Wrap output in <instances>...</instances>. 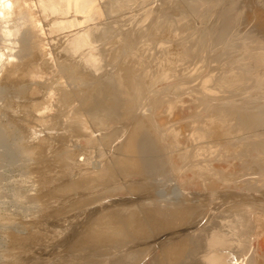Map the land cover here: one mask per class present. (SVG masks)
<instances>
[{
  "label": "rangeland",
  "instance_id": "obj_1",
  "mask_svg": "<svg viewBox=\"0 0 264 264\" xmlns=\"http://www.w3.org/2000/svg\"><path fill=\"white\" fill-rule=\"evenodd\" d=\"M247 2L248 3L244 5L245 7H241L240 8L241 10L240 9L237 10L236 13L234 11L232 12L229 11V13L232 14L233 16L230 21L233 20V22L234 21L235 22L234 24H231L230 21L227 22L231 26L224 23L223 25L225 24L228 25L227 26L228 28L225 25L224 26L225 28L223 27L222 29L223 30H225L226 28L229 29V30L227 29L226 30L230 34H228L226 31H223V32L217 31L218 33H221V35L220 34L218 35V33L215 31L216 33H214L215 34L214 35L212 32H214L213 30L214 29L216 30V28L219 26L217 24L218 23L220 24L219 22L220 17L215 13L213 14L209 11L207 12L208 9L201 8L203 10L200 11V7H198L199 9L197 8V10L196 9L193 10L194 9L193 8L191 11H194V13H196L195 17H193L194 16L193 12H192L193 15L190 13L191 11H189L190 18H188L189 16L186 17L188 18L186 22L189 27L187 26V29L184 28L183 31L180 32L181 34L180 33L178 34L177 32L175 33V35H173V38L180 36L181 39L182 38H184V40L186 39L185 41H183L182 39L183 45H182V41L179 40L180 37L177 38L178 40L175 42L176 39L173 40L172 36L167 35L169 33H167L166 35H162V34L159 35L160 33L157 32V34H155L154 36V33L156 31L153 32L151 30L148 33V35H150L152 32V35L154 36V38L155 39L158 38V39L155 40L154 38L152 39L151 37H149L148 39V36L141 37V38L139 37L138 43L136 45H134L133 47H128V45L127 46L124 45L123 44L124 42H122V40L120 39L121 35L119 33H123L122 30H120L119 28L113 31V33L114 32L116 33L117 31H119L117 32V35L119 34L118 37L116 34H113V36L116 35V37H112L113 39L110 37L109 40L105 41L100 47L102 62L106 66L105 72L106 73L110 72L115 78H118V76L121 75V69H122V75H125L123 74L125 73V71L123 70V68L126 69L125 67H130V68L133 67V70L134 69L136 70V68L141 69L142 67H144L143 69L145 73L142 77V81L139 83L140 85H138L139 86L138 88L141 90V94L139 93L140 97L138 96V94L136 95L137 102L135 99L136 97H134V94L130 95V97L134 99L133 102L135 101L134 103L132 102V104H134L132 108L133 111H131V109H126V111L124 108L121 109L120 112H118L119 115H117V118L114 119L115 121L113 120L112 122L113 127L116 126L119 128L121 127L123 128L125 126L127 127V129H126V132L123 133V137L119 140L120 142L117 140L116 142H114V144H111V145H107V144L105 145V142L103 141L104 137L103 139H101L102 138L101 133L103 132V134H105L104 132L107 130H104V131L102 130V132H100L99 130H96L94 126H92L93 121L89 120V117L86 120L87 112L89 110L87 112L85 111L87 110L86 108L88 107L89 101L91 100V98H93L91 96L93 95V91L96 90L99 80L96 81V79H93L92 78L93 76H91L88 71L86 72L82 71L80 67L72 70V67H70V65H72L71 64L72 63L71 58H73L72 55H68L66 52L62 55L59 54L60 48H58V43L56 41L57 35L55 33L54 34L51 33V35L48 34L47 28L45 29L46 27L45 21L43 22L41 21L38 24L37 20L34 19L35 22L40 26V27H37L36 24H34L35 22H33L34 25L32 24V21H34L33 18H31L32 15L31 17H29L28 15L26 16L24 13L20 14V12L15 11L12 8L8 12L9 15L7 14V15H4L3 17L0 15V264H57V263L58 264H79V263L80 264L82 263L83 264H93V259L102 260L104 256H107L106 259H109V258L114 259V256L117 257L118 254L121 255L119 251L123 252V253L121 252L122 255L127 253V255L131 257L130 255L132 253L140 252V250L143 247L142 244L145 245L143 241L144 239H140L138 238L137 235H133V234L128 235L126 237L124 236V238H121V237L118 238L116 237L118 235L113 234L112 232H111L112 237H111L110 232H108V234H106V237L108 238L104 240H101L103 239L102 237H99L96 239V237L93 236L94 229H97L98 231H104V232L108 230L113 231V229H111L110 227L111 223L107 225H103L105 222L104 215H106L107 212L108 214L116 213L118 212L117 210L120 211L123 209L124 211H127L128 213L132 212L135 215V214H138L140 209L143 207V206H140V204L144 203V201L142 200L146 201L147 199L149 200L151 199V201L154 200L153 202H156L158 200L157 202L158 204L156 203L157 205H159V202L161 204L164 201V199H165L164 201L165 204L163 205H166V203H169L173 201L174 199H176L173 201V203L178 206V207L176 206L177 208L175 207L176 209H180L181 204L182 206L185 205V207L189 206L188 201L190 202L193 201V203L198 201L199 198L196 197V194H195L196 192L194 193L189 192L187 194L184 191V189L181 188V186L176 184L177 182L172 178V174H165V175L159 174L153 177L154 179L150 177L152 179L150 182L148 179L143 181V179L136 178L138 180L137 181L138 184H137V183H134L135 177L134 178L124 177L123 178V176H120V174L117 172L118 175L116 177L113 176L111 180V182L113 180L114 182H112L111 184L105 185V187L102 184L101 185L98 184L100 187L98 186L97 188L96 186L95 188L97 189H95L96 190L95 191L93 189L92 179L93 177L95 178L96 176H94L93 172H97L95 169H98V170H100L101 168L103 169V167L106 164L108 163L110 164V161H113L112 157L115 154V149L117 148L119 143L121 145L122 143L126 141V139L130 136V134L136 128L135 125L137 124L139 125V121L144 125L147 123V121L149 122L148 124H150V128L146 127L148 125L146 124L145 126L146 134H144V136L148 138L150 136V139H151L152 136L154 137V134H155V132L153 131L156 130L155 128H157L156 126H158L156 125V123L160 124L159 122L164 121L165 117H167L168 115L170 116L175 115L176 117L181 116V115L179 116L177 115L179 110L169 109V106L174 101L173 99L176 98L181 103H187V104H184V106H179V107H181L180 109L182 110L186 108L185 109L186 112H188L187 110L191 109L190 110L191 112L190 111L188 112L190 115L194 114V112H197L198 109H201L202 107H204L205 106L204 104H207L206 109H209L208 111H210V107L212 106L211 107L212 109L210 111L211 113V112H215L216 110H218L217 109L219 108L218 106H221L223 104L222 103L221 105L215 106L218 100L220 98L227 97V94H229V92L227 91L230 88H226V86L228 87L230 86V84L226 86L222 85L219 88V84H220L219 81H220L221 75L225 76L229 73L231 69L233 70L237 69L236 71L240 70L239 72L241 74H245L243 78L241 76L242 79L246 77V79L249 78L251 80V81L250 80L248 81L247 79L248 81L247 82L244 79L245 88H246V85L249 86L248 84H250L251 87L254 82L256 84L258 80L254 78L256 74H253V73L262 72L261 74H264V70H263L264 62L262 63V60L264 59L263 58L264 57V0H247ZM198 10L200 11L199 14L202 13V11L205 14L203 13V15L202 14L199 15ZM197 14L202 19L197 17L196 16ZM201 15L202 16L206 15V16L201 17ZM212 15H214L216 18L215 17L213 18ZM198 19H200L201 21ZM202 20L204 21L202 22ZM214 22H215V26L213 25ZM230 27L232 30L230 29ZM175 28L176 26L173 27L172 30ZM206 29H208V31ZM230 30L232 32H230ZM250 31H252L251 32L252 36L249 37ZM183 32H184V35L181 36ZM189 33L191 35H189ZM234 34H235V37L237 35L238 36L232 39L231 37L234 36ZM247 34H248V37H247ZM253 34L255 36V40L253 39L254 38ZM185 35H186V38L184 37ZM199 35L200 36L203 35L205 36V38L203 36L199 37ZM213 35L215 36V38L217 37L216 40L218 42L220 40L221 42L225 41L226 38L228 39L229 37H230L229 39H232L233 41L231 40L232 42H229L228 46L226 44V46L223 47L222 45H218L219 43L218 44L216 43V40L214 39ZM243 35L247 39L243 38ZM221 36L223 38L226 36L227 37L222 40ZM192 37L196 43L192 40ZM238 37L239 38L242 37L241 39L243 40L239 39ZM261 38L263 39V41L261 40ZM236 39L237 41L239 39L238 41L239 43L237 44H235L237 42L235 41ZM112 40L114 42H117L116 45L113 44L114 42L111 44ZM149 40L150 41L153 40V41L150 42ZM198 40L200 41V43ZM251 40L253 41L249 43V41ZM190 41H193L194 48L191 47L192 45L190 46L191 48L188 46ZM177 42L179 44L181 42L180 44L181 46ZM184 43L186 44L184 45ZM246 43L249 45H247ZM174 44L179 45L178 47H180V51H183V53H186L187 50H189L190 52L193 50V52L191 53L187 52V53H190L188 56L189 59L188 57H185L182 60V58L177 57L176 55L177 53L175 49L176 46ZM217 46H219V48H217ZM223 48L225 49V51ZM43 49H44V52H41ZM218 49L220 50L218 51ZM228 49H231V51L235 54V57H237V59L239 60L241 59L240 61H242V56H243L242 54L245 53L244 55H247V53H250L248 54L249 59L245 61L247 62L246 65H245V62L243 63L245 68L240 67L242 70L243 69L246 70L244 71V73L243 71H241V69H238V66L236 65L231 66V68H229L230 65H233V64H232V61L229 62V59L231 60V58L227 59V56L230 57L232 56L233 53H231V51ZM84 51H85V48H84ZM84 51L81 50L80 54L79 55L76 54L75 57L78 56L77 58H79V56L83 53H84L83 56H85L86 52ZM229 51L231 55L229 54ZM236 51L237 52L239 51V52L237 53ZM240 51H245V52L240 53ZM214 52L217 53L218 55L215 54ZM219 52L221 53V56H219L220 55ZM239 53L241 55L240 56L241 58L240 57L238 58ZM260 53L263 55H261ZM56 54L58 55V57L56 56ZM193 54L195 56H193ZM225 54L226 56H224ZM83 56L81 55V58ZM213 56H215V58ZM256 56L257 57L262 56V57H259L258 60L256 59L257 61H255V58H257ZM42 57L43 58L45 57L49 60L44 59L45 60L44 61ZM224 57H226V59ZM63 58L65 59L68 58L69 60L67 59L66 61H64ZM260 58H263V59H260ZM134 59H136L135 60L136 62L133 61ZM137 59H140V60H137ZM259 59L261 60V62L259 61ZM227 60L230 63V65L228 64V62H226ZM140 61L141 63H139ZM258 61L262 63L263 66L260 63H258ZM134 62L137 65L138 64L142 65V63H144L143 64L144 66L140 65L139 67H137V65ZM222 62L223 63L226 62L228 64L227 65L224 63V65L228 68L227 70L229 71L225 70L226 67L219 68L221 66H224V65H220L222 64ZM247 65L250 67L249 69L252 71H248V69H246L248 67ZM214 67L216 68L217 73L216 71L215 73L217 75L211 72V71L214 72L215 70ZM31 68H32V71L39 73V77L32 78L31 75L26 74V72L28 73V70H30ZM205 68L206 69L211 68V69L205 71ZM219 70L220 71L222 70L223 74H222V71L218 73ZM233 70H231V72ZM201 71H205V72L210 71L208 72V75L210 77H212L214 74L216 78L212 77L214 78L212 79L208 76V78L212 79L211 82L210 80L208 81L210 84L213 83L215 88L214 87L212 88V84L211 85L208 84L207 86L209 88L210 87L212 88V89H209L207 88L205 84H203L204 81L203 83H201L202 82L200 81ZM246 72L248 74L250 73V75H248ZM210 73L212 74V76L210 75ZM247 76H250V77L254 76V77L250 78ZM242 79L239 80L240 84L243 81ZM252 80H255V81H252ZM236 81H235L236 83L239 82L238 80ZM136 83H137V80L135 81L134 84L136 85ZM260 83L259 84L257 83L256 85L257 86L261 85L260 86L261 88L260 87L255 88L257 86L254 84L255 86L253 85V87L252 88L249 87V89L251 88L254 90L255 88L257 90L259 89V91L261 89L260 92L263 93L264 83L263 84L262 83L260 84ZM202 85H204L206 89ZM232 85L233 84H231V86ZM224 86L226 89L223 88ZM216 87L218 89H216ZM221 87L223 89V92L220 91ZM136 89L137 87L134 90ZM35 90H36V93H35ZM136 91H138V89ZM229 91H231V89ZM193 92L197 93V96H195L194 95L195 93L193 94ZM51 93H58V95L53 96L51 99L53 102L51 103V106H50L51 109H48V111L43 114H41L42 113L40 112L41 110L33 109L34 105H36L37 103L41 104L47 101L50 95L52 96ZM230 93L235 94V91H232ZM256 93H259V92L256 91ZM45 95L47 97H45ZM259 96L256 95L254 98L256 99V97L258 98ZM169 97L172 100L168 99ZM122 98L124 99V101H127L129 98V95L125 93L122 96ZM190 98H193L194 100L198 98L203 99V100L201 101L202 102L201 104L199 103L200 101H198V104H196L197 102L195 101L196 107L192 106L193 108L195 107L194 109H192L191 107H189L190 103H188L187 101ZM150 101L152 102L150 103ZM157 101H160V103H157ZM259 101L263 102L262 99L261 100L259 99ZM71 105H72V108L74 107L73 109L71 108ZM187 105L189 108L185 107ZM209 105L210 107L208 108ZM36 106H38V104ZM221 107H220L221 109L219 110L224 109V106H221ZM214 108L216 109L215 111H214ZM69 109L70 110L75 109L76 111L83 114L82 117H84L85 124H86L84 125V127L86 126L87 130L89 131H87L85 128L78 126L84 129V130H79L80 128L78 129L74 122H68V121L66 122L64 118L66 117L67 111H69ZM225 109L228 110L227 112H229V110L232 111V109L228 107ZM130 114H131V118H130ZM134 114L136 116H134ZM141 120L144 122H142ZM244 120L247 121L246 118H243L242 119L243 123H244ZM190 124L193 125L192 122ZM242 125L244 124H241V126ZM240 129L242 130V128ZM85 130L87 132L83 133V131L85 132ZM259 131L260 133L263 132L261 127H259L258 131L256 132L260 134ZM160 132L163 133L166 139H172L176 143L181 138V135L174 134L173 130L169 127L160 129ZM118 133L120 134V130ZM85 134L86 135L88 134V135L86 136ZM240 137L241 136H239L238 138ZM84 142L86 145L83 144ZM207 143L214 144L215 142H212V143L207 142ZM207 143L206 145H208ZM223 143H225L226 146L229 144V143L227 144V142H222V145H224ZM160 144L161 145L157 144V146H155L154 148V149H159L157 151L155 150V152L162 150V152L156 153V156H157L156 158L157 160H159L158 158L164 157L163 160H161L160 158L161 161H164L166 158L165 156L166 154L163 153L165 151H163L162 143ZM120 145L118 147H120ZM155 145H156V142H155ZM204 145L202 144V146ZM178 147L176 148L172 147L173 149L175 148V150H173L172 148L169 150V151H174L172 152L173 154L171 153L172 155H177L179 153L184 152L183 151L184 149L179 150ZM223 147L219 145L218 154H223L224 156H226L228 152H226L224 150L226 148L224 147L223 149ZM176 149L178 150L179 153L176 152L177 151ZM159 155H164V156L159 157ZM143 173L146 176L148 175L145 171ZM127 179L129 180L132 179V180L129 181ZM145 181L149 183L146 184ZM83 182L84 184H82ZM87 182L89 183L92 182V183L91 185L89 184L87 186ZM129 183L130 184L134 183L133 187ZM139 183H142V185L140 186ZM151 183L155 186L151 185ZM117 184L119 185V187L121 185V190L119 189V187H117L118 186ZM138 185L140 186V188L142 186H144L142 187L144 189L147 187L149 188V189L147 188L148 189L147 191L142 189L143 192L146 191V194L144 193L142 195L140 192L135 193V191L138 190L136 188L138 187ZM176 185L179 187L176 188L177 187ZM106 188L108 189L106 190ZM179 188H181L182 190ZM98 189L102 190L103 193L100 191V194H99ZM116 190L118 191L116 192ZM150 190H151V193L149 192ZM105 192H107V196H104ZM110 193L113 194L112 197H110L111 196ZM97 194L102 195V198H100L99 200L96 199L97 201L94 202V197H96ZM120 194H123V195H120ZM147 194L148 195L150 194L152 197L151 196L149 197ZM215 194L216 192H212V193L210 192L209 194L206 193L205 196L203 197L201 193L200 199L201 200L205 199L203 201H205V203L208 202L211 205L212 203L215 205H219V203H217L218 200L216 198L219 194H216L217 196H215ZM139 195L142 197H140ZM144 195L146 196L144 197ZM212 195L215 198H213ZM197 196H198V193H197ZM229 196L230 195H228L225 198H228ZM208 198H210V201ZM194 199H197V200H194ZM178 201H179L178 203L179 205L177 204ZM163 205L161 204V207ZM212 213L213 211L211 212L210 215H212ZM113 216L116 217L117 214ZM135 216L137 217V215ZM139 216L140 214L138 215V217ZM113 219L112 221L114 222ZM129 227L130 229L131 227L134 228L133 223ZM195 230L196 229L193 228V230L190 229L188 232L191 231L190 233L192 234ZM188 232L186 233L179 232L177 233V236H181V235L186 236L188 235L187 234ZM166 238L165 237L162 238L165 240L157 239L155 244L159 245L161 243L160 240H162L164 244L167 243L168 241H166ZM154 251L159 252V248H156ZM75 261L76 263H73ZM103 261L104 259L102 260V263ZM130 262L131 264L138 263V261H134V262L130 261Z\"/></svg>",
  "mask_w": 264,
  "mask_h": 264
},
{
  "label": "bare ground",
  "instance_id": "obj_2",
  "mask_svg": "<svg viewBox=\"0 0 264 264\" xmlns=\"http://www.w3.org/2000/svg\"><path fill=\"white\" fill-rule=\"evenodd\" d=\"M246 3H248L247 0L246 1L245 0H0V15L2 17L4 15H7L9 10H11V8H12L15 11L20 12V14L24 13L26 16L28 15L29 17H31V15H32L31 18H33V20L34 19L37 20L38 24L41 21L42 22L45 21V23H46L45 29L47 28L48 34L51 35V33L52 34L55 33L57 35L56 41L58 43V48H60L59 54L62 55L66 52L68 55H72L73 58H71V62H72L71 64L73 66L70 65V67H72V70L80 67V69L82 71H85V72L88 71L90 73V75L93 76L92 77L93 79H96V81L99 80V83L96 87V90L93 91V95L91 96L93 98H91V100L89 101L88 107L86 108L87 110L85 112H87L88 110L89 111L87 112V116H86V114H85V116H86V120L89 117V120L93 121L92 126H94L96 128V130H99L100 132H102V130L103 131L107 130L104 132L105 134H103V132L101 133L102 134L101 139H103V137H104L103 141L105 142V145L106 144L111 145V144H114V142H116L117 140L119 141L123 137V133L126 132V129H127V127H125V126L123 128L122 127L119 128L116 126L113 127L112 122L115 118H117V115H119L118 112H120L121 109L124 108L125 111H126V109H131V111H133L132 108H133L134 104H132V102L134 99L132 97H130V95L134 94V97H136V95L138 94V96L140 97L139 93L141 94V90L138 88L139 87L138 85H140L139 83L142 81V77L145 73L144 69H143L144 67H142L141 69L136 68V70L135 69L133 70V67L132 68L125 67L126 69H124L122 67L123 70L125 71V73H123V74H125V75H122V69H121V75H119L118 78H115L110 72H107V73L105 72L106 66L102 62V56H101V51H100L101 48L100 47L105 41L109 40L110 37L111 38L116 37L117 32H119V31H117L116 33L115 32L113 33V31H115L116 29H119V28H120V30H122L123 33H119L121 35L120 39L122 40V42H124L123 44L126 46L128 45V47H133L134 45H136L138 43L139 37L141 38V37H147L148 36V39H149V37H151L153 39L155 34H157V32L160 33L159 35H161V34L166 35L167 33H169L167 35L172 36V38H173V35H175V33L178 32V34H179L181 31H183L184 28L187 29L188 24L186 21L188 18H190L189 14L190 13L192 14V12L194 13V11H191V10L193 8H194L193 10H195V9L197 10V8L200 7V11L203 9H208L207 12L209 11L213 14L215 13L220 17L219 18L220 24L219 23L217 24L219 26L216 28V30L215 29L213 30L214 31V32H212L213 34L216 33L217 31H222V32L226 31L227 32V30H229V29H227L228 28L227 26L229 25V23H227V22H229L231 20V18L233 17L232 14L229 13V11H231V12L234 11L236 13V11L239 10L241 7H245L244 5H246ZM201 8H203V9H201ZM189 11H191V12L189 13ZM200 11L198 10V14ZM203 13L204 12L202 11V13H200V14L203 15ZM195 14L196 13H194L193 17H195ZM198 14L196 15L197 17H199V15H200V14L199 15ZM238 14H239V12H238ZM202 15H201V17L206 16V15H204V16H202ZM233 15H235V14H233ZM236 16H237V14H236ZM186 17H188V18H186ZM197 17H196V19H197ZM212 17L214 18L215 16L212 15ZM200 19H202V18H200ZM200 19H198V20H200ZM35 20L32 21V24H33V22H35ZM26 21H27V19H26ZM203 21L204 20H202V22ZM197 22H199V21H197ZM230 22H231V24H234L235 21L233 22V20H232ZM37 23L35 22L34 24H36L37 27H40ZM224 23L228 24V25L225 24L227 27L226 28L227 30L222 29L225 26V25H223ZM20 25H21V23H20ZM213 25L215 26V22ZM175 26H176V28L172 30V28ZM229 26H231V25H229ZM257 27H256V29H257ZM34 29H35V27H34ZM230 29H231V27H230ZM151 30L153 32L156 31L154 33V36L152 35V32L150 35H148V33ZM206 30L208 31V29H206ZM231 30H230V32H232ZM39 32H41V31H39ZM226 32H224V33H226ZM251 32L252 31L249 32V37L252 36ZM170 33H172V34H170ZM224 33H223V35H224ZM113 34H116V35L113 36ZM219 34L221 35V33H218V35ZM228 34H230V33H228ZM236 34H238V33H236ZM258 34H259V32H258ZM118 35H117V37H118ZM159 35H157V36H159ZM183 35H184V32L182 33L181 36H183ZM186 35H187V33H186ZM186 35L184 36L185 38H186ZM189 35H191V34L189 33ZM201 36H203V35H201ZM201 36L199 35V37H201ZM253 36H254V34H253ZM179 37L178 36L176 38L174 37L173 40L176 39L175 40V42H176L178 40L177 38H179ZM187 37H188V35H187ZM203 37L205 38V36H203ZM226 37H224V38L222 37V40L225 39ZM234 37H235V34L231 38L233 39ZM247 37H248V34H247ZM216 38L214 36L215 40H216ZM229 38L228 39L226 38V40L222 41V42H221V40L219 42L216 40V43L217 44L219 43L218 45H222L223 47L226 46V44L228 46V43L233 41L232 39H229ZM241 38H239V39H241ZM243 38H245L244 35H243ZM156 39H158V38H156ZM182 39H183V41L186 40V39L184 40V38H182ZM182 39L180 37L179 40L182 41ZM218 39H220V38H218ZM239 39H238V41H239ZM245 39H247V38H245ZM253 39L255 40V36ZM192 40H193V37H192ZM241 40H243V39H241ZM248 40H249V38H248ZM261 40L263 41L262 38H261ZM151 41H153V40H151ZM183 41H182V45H183ZM193 41L195 42V40H193ZM193 41H190L189 45H188V43H187V45L189 47L192 45L191 47H193V45H194ZM235 41H237V39ZM238 41L235 44L239 43ZM252 41L253 40L249 41V43ZM113 42L114 41L112 40L111 44ZM255 42H253V43H255ZM261 42H259V43H261ZM116 43L117 42H114L113 44L116 45ZM199 43H200V41H199ZM180 44H181V42H180ZM185 44L186 43H184V45ZM179 45H177V44L175 45L176 46L175 49H176V53H177L176 55H177V57L182 58V60L185 57H188L191 52H193V50L191 52L189 50L186 51V49H187L186 48L185 49L186 53H183V51H180V47H178ZM247 45H249V44H247ZM56 46H57V44H56ZM188 46H186V47H188ZM203 46H205V45H203ZM38 47H40V46H38ZM84 48H85V51H84ZM217 48H219V46H217ZM259 48H260V46H259ZM220 49H218V51ZM81 50L86 52L85 56H83V54H84L83 53V54H81L83 56L82 58H81V55L79 56V58H77L78 56L75 57L76 54L77 55L80 54ZM123 50H125V49H123ZM228 50L231 51V49H228ZM232 50H233V48H232ZM224 51H225V49H224ZM230 51H229V54H230ZM41 52H44V49ZM187 52H190V53H187ZM241 52L244 53L245 51H240V53ZM231 53H233V52L231 51ZM240 53H239V56L236 55V56H238V58L241 56ZM57 54H56V56L58 57ZM215 54H217V53H215ZM219 54H220L219 56H221L220 52H219ZM229 54H227V55H229ZM244 54H242L243 55L242 61H240L241 59L240 60L237 59V57H235L234 53L230 57L227 56V59L231 58V60L229 59V62L232 61V64H233V65H230V63L227 60L226 62H228V64L230 65L229 68H231V66H234V65L238 66V69H241L243 67L245 68L243 63L249 59L248 54H250V53H247V55H244ZM254 55H256V54H254ZM261 55H263V54H261ZM63 56H65V55H63ZM193 56H195V55L193 54ZM224 56H226V54ZM250 56H252V55H250ZM213 57L215 58V56H213ZM259 57H262V56H259ZM259 57L255 58V61H257ZM224 58L226 59V57H224ZM263 58H260V59H263ZM44 59L46 60L47 58L44 57L43 60ZM67 59L63 58L64 61H66ZM188 59H189V57H188ZM260 59H259V61L261 62ZM47 60H49V59H47ZM135 60L136 59H134L133 61H135ZM137 60H140V59H137ZM263 60H262V63L264 62ZM259 61H258V63H260ZM226 62H224V63L227 64ZM139 63H141V61ZM224 63L222 62V64H220V65H224ZM246 63L247 62H245V65H246ZM262 63H260V64L262 65ZM67 64H69V63H67ZM143 64L144 63H142V65ZM140 65L141 64H138L137 67H139ZM130 66H132V65H130ZM250 66H252V65H250ZM222 67L224 68L226 66L224 65V66H221L219 68H222ZM206 68H205V71L211 69V68L210 69H206ZM249 68L250 67L248 66L246 69H248V71H252ZM227 69L228 68L226 67L225 70H227ZM34 70H35V68H34ZM222 70H224V69H222ZM231 70H233V69H231ZM231 70L230 71L227 70V71H229V73L226 71L228 74L226 73L227 75H225V73H224L225 76H222L220 74L221 75L220 81H219L220 84L218 83L219 88L222 85L226 86V85L230 84V86H228V87L226 86V88H230L231 91H229L230 89L229 90L227 89L228 90L227 92H229V94H227V97L220 98L217 103L215 102L216 103L215 106L221 105L223 103L221 106H224V109L228 107V108H231L233 112L231 110H229V112H227L228 110H226V109L225 110L224 109L219 110L223 107L218 106L219 107V108H217L218 110H216L214 108V111L215 110L216 111L210 113L212 106L211 107H210V105L208 106V108L210 107V111H208L209 109H206L207 104H204V102H203V104L205 106L203 105L204 107H202L200 104L202 103L201 101L203 99L198 98L199 100L198 99L194 100L193 98L195 96H197V93L193 92V94L195 93L194 94L195 96L193 98H190L189 100H187L188 103H190L189 107L194 109L196 107L195 103L197 102L196 104H198V101H200L199 105L202 108L198 109L197 112H194V114L190 115L188 112L191 109L187 110L188 112L185 111V109H186L185 107H188V105L183 107V108H185L183 110L180 109L181 107H179V106H184V104H187V103H181L178 99L175 98V99H173L174 101L169 106V109L179 110L177 115L178 116L181 115V116L176 117L175 115H172V116L166 115L167 117H165L164 121L159 122L160 124L156 123V125H158V126H156L157 128H155L156 130L153 129L154 130L153 132H155L156 136L154 134V137L152 136L151 139H150L149 135H148L149 138L144 136V134H146L145 133L146 127L150 128V124H148L149 122L147 121L146 124H148V125L146 126V124L144 125L139 121V125L138 124L135 125L136 128L133 130V132L130 134V136L126 139V141L124 143H122L121 145L119 143L120 147H118L119 146L118 145L117 148L115 149V154L112 157L113 161H110V164L109 163L106 164L103 167V169L102 168L100 170L95 169L97 172H93V173H94V176H96V177L95 178L93 177V179H92L94 190L97 189L98 186L101 184L104 185V187H105V185H108V184H111L112 182H114V180L112 182H111V180H112L113 176L116 177L118 175L117 172L120 174V176H123V178L124 177H128V178H130V177L134 178L135 177L134 183H137L138 178L143 179V181L148 179L150 182L152 180L150 177L153 178L159 174H161V175L172 174V178L177 182L176 183L177 185L181 186V188L184 189V191L187 194L189 192H192V193L196 192L195 193L196 197H198L199 199L197 198L198 201H196L195 203H193V201L190 202V201L186 200V201H188V204H189V206H186V207H185V205L182 206V204L180 203L181 204L180 209H176L178 206L173 203V201L176 200V199L173 200V198H172L173 201L166 203V205H163V204H165V202H164L165 199H164V201H163L164 203L163 202L161 203L163 205L162 207H161L160 202H159V205H157L158 204L157 199H156L157 201L155 200L156 202H153L154 201L153 198H152L153 201H151V199L150 200L147 199L146 201L142 200V201H144V203L140 204V206H143V207L140 209V211L138 210L139 211L138 214H135V215H137V217L140 214V216L138 218L132 212L128 213L127 211H124L122 208H121L122 210H120V211L117 210L118 212H116V213L108 214V212H107V214L104 215L105 222L103 225H107V224L111 223L110 227H111V229H113V231L108 230V231L104 232V231H98L97 229L93 228L94 229L93 236L96 237V239L99 237L103 238L101 240L108 238V237H106V234H108V232H110V234L112 232L113 234L118 235V236L115 235L118 238L119 237L124 238V236L126 237L128 235L133 234V235H137L138 238H140V239H144L143 241H144L145 245L142 244L143 247L140 250V252H136L137 254L136 253H132L131 255L129 254L131 257H129L127 255V253L122 255L123 252L119 251V253L121 255L118 254V256L115 257L114 256L115 254H114L113 255L114 259H110V258L106 259L107 256H104L105 258L103 257L102 260L104 259L105 262L103 261V263H102V260L99 258L100 260L93 259V264H104V263L105 264H131L130 261H133V262L138 261V263L135 262L136 264H264V104H263L264 103V91H263V93H261L260 92L261 89H260V91H259V89L258 90L255 89V88H259L261 86V85L257 86L256 85L257 83L258 84L260 82L262 84L264 83V74H261L262 72L258 73L256 71L257 73H255V72L253 73V74H256L255 77L251 76V77L256 78V80L259 81V82L257 81L256 84H255V82L253 83V85L255 84L257 86L254 88V90L251 89L253 87V85L251 87V85L247 83L250 79L247 78L248 79V81H247V79L245 77L244 79L247 81V82L246 81L245 82L249 85V86L246 85V88L248 87L247 88L248 90H247L245 88L244 79H242L245 76V74H241L239 72L240 70L236 71L237 69L233 70L235 72H233V71L231 72ZM205 71H201L200 81H202L201 83H203V81H204L203 84H205L207 86L208 84H210L208 80H210V82H211V80L214 79L212 77H215V76H214V74L212 76V74L210 73V75L212 76V77H210L208 75V72H210V71H207V72H205ZM215 71H216V68H215L214 72L213 71H211V72L215 73ZM221 71L219 70L218 73ZM241 71H243V73H244V71H246V70L241 69ZM75 73H76V71H75ZM89 73H88V75H89ZM216 73H217V71H216ZM216 73H215V75H217ZM26 74L31 75L32 78L33 77H36V78L39 77V73L32 71V68L30 70H28V73L26 72ZM47 74H48V72H47ZM222 74H223V71H222ZM248 75H250V73ZM208 76L212 79L208 78ZM218 76H219V74H218ZM241 76H242V78H241ZM247 77H250V76H247ZM240 78L243 80L241 84L239 81V80H241ZM136 80H137V83L135 85L134 83ZM236 80H238L239 82L236 83L237 82ZM206 81H208V82H206ZM252 81H255V80H252ZM214 82H215V80H214ZM211 84H212V88L213 87L215 88L213 83H211ZM231 84H233V85L231 86ZM133 85H135V86H133ZM243 85H244V87H243ZM57 86H59V85H57ZM202 86L204 87V85H202ZM225 86L223 87L224 89H226ZM136 87H137L138 91H136L137 89L134 90ZM249 87H251V88L249 89ZM204 88L206 89V87H204ZM207 88H209V87L207 86ZM212 88L210 87L209 89H212ZM243 88H245V89H243ZM216 89H218V88L216 87ZM221 89H222V87H221ZM221 89H220V91L223 92V89L222 90ZM262 89H263V87H262ZM255 90L258 91L259 93H256ZM220 91H219V93H220ZM232 91H235V94L230 93ZM33 92H34V90H33ZM227 92H225V93H227ZM35 93H36V90H35ZM125 93L129 95V98L127 101H124V99L122 98V96ZM142 93H144V92H142ZM51 94H52V96L51 95H50V97L48 96L49 98L47 101H45L41 104L37 103L38 106H36L37 104L34 105L33 109L41 110L40 111V112H42L41 114L47 112L48 109H51L50 106H51V103H53L51 99L53 96L58 95V93H51ZM256 95H258V96L260 95V96L258 98L256 97V99H255L254 97ZM66 96H67V94H66ZM45 97H47V96L45 95ZM135 99L137 102V97ZM168 99L172 100L170 97ZM259 99L260 100L262 99L263 102L259 101ZM151 102L152 101H150V103ZM157 103H160V101H157ZM192 106H195V107L193 108ZM71 108H72V105H71ZM67 109H68V107H67ZM72 109L71 110L69 109V111H67L66 117L64 116L65 117L64 119L66 120V122L67 121L68 122H74L78 129L80 127H82V128H85L87 130L86 126L84 127V125H86V124H85L84 117H82L83 114L76 111L75 109L74 110H72ZM135 114H134V116H136ZM42 116H44V115H42ZM40 117H41V115H40ZM130 118H131V114H130ZM243 118L247 119V121L244 120V123L242 121ZM42 120H44V119H42ZM89 120H88V122H89ZM239 120H241L242 123ZM142 122H144V121H142ZM154 122H155V120H154ZM191 122L193 125L190 124ZM245 122H247V123H245ZM140 123H141V125H140ZM241 124H244V125L241 126ZM78 126H80V127H78ZM109 126H111V127H109ZM65 127H67V126H65ZM167 127L171 128L173 130L174 134L181 135V138L177 142L178 144L176 142H174V140H172V139H166L165 136L163 135V133L160 132V129L167 128ZM259 127H261L262 131H263L262 133H260L261 130L259 129L260 134H258L256 132V131H258ZM82 128H80L79 130H84ZM240 128H242V130ZM86 130H85V132L83 131V133H86L87 131H89V130H87V131ZM119 130H120V134L118 133ZM99 135H100V133H99ZM239 136H241V137L238 138ZM233 139H235V140H233ZM77 140H78V138H77ZM86 142H88V141H86ZM155 142H156V145H155ZM207 142H211V143L215 142V143L209 144ZM222 142H227V144L228 143L229 144L226 146L225 143H223L224 145H222ZM160 143H162L163 151L167 152V153L163 152L164 154H166L165 155L166 158L164 161H161V160H163L164 155H159V157L160 156L163 157V158L160 157L161 160H160V158H158L160 161L157 160V158H156L157 157L156 153H158V152L160 153V152H162V150L155 152V150L157 151L159 149H154V148H155V146H157V144L161 145ZM206 143L208 145H206ZM83 144H85V142ZM175 144H177V145H175ZM202 144L203 145L205 144L206 147H205V145L202 146ZM219 145L221 147L224 146L226 148V149H224V147H223V149L226 152H228L227 155L225 153L226 156H224L223 154H218ZM172 147H175V148L178 147L179 150L184 149L183 150L184 152L179 153L178 150L176 149L177 150L176 152L179 154H177L175 152L177 155H172L173 154L172 152H174V151H169ZM175 148L174 149L172 148V149L175 150ZM96 166H97V164H96ZM95 170H93V171H95ZM144 171L148 174L147 176L143 173ZM167 176H169V175H167ZM127 180H129V179H127ZM131 180H129V181H131ZM90 181H91V179H90ZM115 181H117V180H115ZM92 182H90V183L87 182V186L89 184L91 185ZM164 182H165V180H164ZM115 183H113V184H115ZM148 183L146 182V184H148ZM82 184H84V182ZM133 184H130V185L133 187ZM139 184H140V186L142 185V183H139ZM151 185H153V184L151 183ZM174 185H175V183H174ZM96 186H97V188H95ZM131 186H129V187H131ZM140 186L138 185V187H136L138 190H136L135 193L140 192L142 195L144 193L146 194V191L149 188L147 187L148 189L147 188L144 189V188H142L144 186H142L141 188H140ZM148 186H150V185H148ZM153 186H155V185H153ZM179 186H177L176 188H178ZM117 187H119V185ZM181 188H179V189H181ZM107 189L108 188H106V190ZM119 189L121 190V185H120ZM142 189H144L146 191L143 192ZM98 190H99L98 193L100 194V191L102 192V190H100V189H98ZM118 190H116V192ZM103 191H104V189H103ZM149 192L151 193V190ZM210 192L211 193L216 192V194H219L218 196L215 194V196H217L216 197L217 200L219 201V202L217 201V203H219V205H215L212 202H210V203H212V205H211L207 202V200H206L207 203H205V201H203L205 199H203V200L200 199L201 193L204 197L206 193L209 194ZM197 193H198V196H197ZM110 194H111L110 197H112L113 194L112 193H110ZM120 195H123V194H120ZM228 195H230V196L228 198H225ZM104 196H107V192H105ZM145 196L146 195H144V197ZM148 196L150 197L151 195L149 194ZM140 197H142V196H140ZM212 197H213V195H212ZM100 198H102V195L97 194L96 197H94V202L99 200ZM213 198H215V197H213ZM197 199H194V200H197ZM208 199L210 201V198H208ZM178 203H179V201L177 202V204ZM208 204H209V206H208ZM213 205H215V206H213ZM212 211H213V213H212V215H210ZM115 214H117L116 217L113 216ZM113 218H115V219H113ZM112 219L114 220V222L112 221ZM132 223H133L134 228L131 227V229H130L129 226H131ZM134 224H135V226H134ZM196 225H197V227H196ZM193 228H195L196 230L192 234L190 233L191 231L188 232L190 229L193 230ZM179 232H184V233L188 232L187 233L188 235L177 236V233H179ZM111 237H112V234H111ZM163 237H165V238L168 237V238H166V241H168V242L165 244L162 241V240H165V239H162ZM157 239L158 240L162 239V240H160L161 243L159 245L155 244ZM156 248H159V252L154 251ZM116 255H117V253H116ZM83 262H85V261H83ZM73 263H76V261Z\"/></svg>",
  "mask_w": 264,
  "mask_h": 264
}]
</instances>
